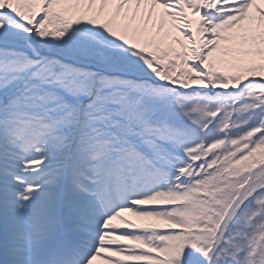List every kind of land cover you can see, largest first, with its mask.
I'll return each instance as SVG.
<instances>
[{"label":"snow or ice","instance_id":"1","mask_svg":"<svg viewBox=\"0 0 264 264\" xmlns=\"http://www.w3.org/2000/svg\"><path fill=\"white\" fill-rule=\"evenodd\" d=\"M264 264V0H0V264Z\"/></svg>","mask_w":264,"mask_h":264},{"label":"bare ground","instance_id":"2","mask_svg":"<svg viewBox=\"0 0 264 264\" xmlns=\"http://www.w3.org/2000/svg\"><path fill=\"white\" fill-rule=\"evenodd\" d=\"M97 264H102V262L98 261Z\"/></svg>","mask_w":264,"mask_h":264}]
</instances>
